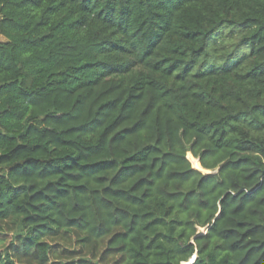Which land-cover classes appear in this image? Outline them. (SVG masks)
Wrapping results in <instances>:
<instances>
[{"label":"trees","instance_id":"16d2710c","mask_svg":"<svg viewBox=\"0 0 264 264\" xmlns=\"http://www.w3.org/2000/svg\"><path fill=\"white\" fill-rule=\"evenodd\" d=\"M0 35V264H264V0H0Z\"/></svg>","mask_w":264,"mask_h":264},{"label":"rangeland","instance_id":"374dc122","mask_svg":"<svg viewBox=\"0 0 264 264\" xmlns=\"http://www.w3.org/2000/svg\"><path fill=\"white\" fill-rule=\"evenodd\" d=\"M2 39H4V37L0 35V40H2ZM198 230H199V233L206 232V228L205 227H200Z\"/></svg>","mask_w":264,"mask_h":264},{"label":"water","instance_id":"95a60500","mask_svg":"<svg viewBox=\"0 0 264 264\" xmlns=\"http://www.w3.org/2000/svg\"><path fill=\"white\" fill-rule=\"evenodd\" d=\"M196 255L192 257V259L189 262H182L181 264H189L195 259Z\"/></svg>","mask_w":264,"mask_h":264}]
</instances>
